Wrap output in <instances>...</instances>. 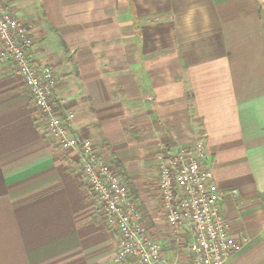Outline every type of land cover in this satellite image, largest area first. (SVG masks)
Returning a JSON list of instances; mask_svg holds the SVG:
<instances>
[{"label":"crops","instance_id":"crops-1","mask_svg":"<svg viewBox=\"0 0 264 264\" xmlns=\"http://www.w3.org/2000/svg\"><path fill=\"white\" fill-rule=\"evenodd\" d=\"M7 7L32 30L36 64L55 73L61 116L72 114L73 134L119 165L168 264H189L190 234L167 223L158 156L198 142L243 246L227 264H264V0ZM77 161L0 60V264H133L116 261L119 234Z\"/></svg>","mask_w":264,"mask_h":264},{"label":"built area","instance_id":"built-area-1","mask_svg":"<svg viewBox=\"0 0 264 264\" xmlns=\"http://www.w3.org/2000/svg\"><path fill=\"white\" fill-rule=\"evenodd\" d=\"M0 0V60L21 75L46 132L61 148L78 159L89 191L95 196L106 224L119 234L116 261L133 264H168L160 243L143 223L141 205L119 170L100 155L90 140L73 134L72 114L65 118L55 103L57 78L53 69L38 66L30 27L9 12ZM159 190L167 223L177 232L190 234L189 264H227L242 251L232 234L215 182L211 157L202 142L192 149L158 156ZM237 195L236 191H231Z\"/></svg>","mask_w":264,"mask_h":264},{"label":"rangeland","instance_id":"rangeland-1","mask_svg":"<svg viewBox=\"0 0 264 264\" xmlns=\"http://www.w3.org/2000/svg\"><path fill=\"white\" fill-rule=\"evenodd\" d=\"M31 32H32V30H31ZM32 34H33V32H32ZM34 41H35V38H34ZM36 43V42H35ZM54 100H55V98H53ZM55 103H56V105H57V107H58V110H60V108H59V105L57 104V101L55 100ZM60 112V111H59ZM60 116H61V113H60ZM67 116V115H66ZM65 116V117H66ZM62 117V116H61ZM65 117H62V118H65ZM73 119V118H72ZM72 121V120H71ZM50 139L51 140H53L54 142H56L51 136H50ZM57 143V142H56ZM57 145L59 146V144L57 143ZM96 146V145H95ZM60 147V146H59ZM99 149H100V155H102L107 161H109L111 164H113L114 165V167L115 168H117L118 170H119V172H120V174H121V176H123V174H122V172H121V170L118 168V166L114 163V161H113V159H111V158H109L110 156L108 155V154H105L106 152V150H105V148L103 147V148H101V147H99ZM124 178V177H123ZM124 181H125V179H124ZM126 182V181H125ZM126 184H127V182H126ZM127 186H128V188H129V190L131 191V193L135 196V194H134V192L132 191V189L129 187V185L127 184ZM136 197V196H135Z\"/></svg>","mask_w":264,"mask_h":264},{"label":"trees","instance_id":"trees-1","mask_svg":"<svg viewBox=\"0 0 264 264\" xmlns=\"http://www.w3.org/2000/svg\"><path fill=\"white\" fill-rule=\"evenodd\" d=\"M115 163V162H114ZM116 164V163H115ZM117 166H119L118 164H116Z\"/></svg>","mask_w":264,"mask_h":264}]
</instances>
